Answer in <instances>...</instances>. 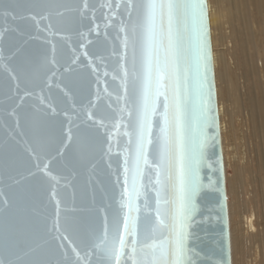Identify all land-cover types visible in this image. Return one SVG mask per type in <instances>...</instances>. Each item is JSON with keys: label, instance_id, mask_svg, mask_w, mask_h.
<instances>
[{"label": "snow or ice", "instance_id": "6c2138e0", "mask_svg": "<svg viewBox=\"0 0 264 264\" xmlns=\"http://www.w3.org/2000/svg\"><path fill=\"white\" fill-rule=\"evenodd\" d=\"M100 7L112 10L113 4ZM27 8L28 15L22 18L33 22L37 34L57 35L70 43L73 34L85 37L78 24L87 27L89 37L93 31L97 37L100 35L95 0H29ZM115 8L120 10L119 23L113 15L112 24L106 25L116 29L111 52L93 57L85 65L95 76L90 83L96 85V92L89 90L73 110L75 121L68 117L56 156L43 158L39 141L22 143L19 158L22 160L23 153H27L37 172L49 181L48 202L53 212L40 227L44 250L57 259L20 264H190L187 240L196 211L193 198L199 190L197 169L211 139L208 129L215 126L204 0H117ZM104 19L109 20V15L104 14ZM104 35L107 38L109 33L105 31ZM41 39L48 43L46 37ZM94 43L88 39L89 45ZM80 47L85 48L86 57L92 55L83 43ZM61 59L53 43L35 59L17 62L15 67L0 64L6 74V96L13 105L7 115L18 117L29 103L26 97L36 95L22 84L39 87L41 93L47 88L49 96L41 95L34 107L45 117L58 115L51 89L65 78L63 73L83 63L78 52L64 64ZM30 68L32 78L27 79ZM61 91L68 95L65 88ZM161 96L163 112L158 111ZM157 116L158 134L154 131ZM82 127L89 129L87 135L99 148L101 163L108 157L111 167L112 128L124 129L129 154L123 159V179L117 171L110 196L101 181L102 202L87 209L88 218L78 223L66 214L62 216V209L65 213L68 210L59 189L61 180L66 182L65 188L70 186V178L52 175L51 166L57 157L65 159L74 142L81 144ZM83 155L81 152V158ZM98 168L94 165L93 172ZM37 172L30 171L29 175L36 176ZM148 191L155 194L154 200ZM105 196L107 205L103 203ZM4 203L8 205L9 201ZM0 264L13 262L0 260Z\"/></svg>", "mask_w": 264, "mask_h": 264}, {"label": "water", "instance_id": "95a60500", "mask_svg": "<svg viewBox=\"0 0 264 264\" xmlns=\"http://www.w3.org/2000/svg\"><path fill=\"white\" fill-rule=\"evenodd\" d=\"M116 2L117 0H95L99 37L95 31L89 37L87 27H80L77 24L76 27L85 33V37L82 39L73 34L69 43L61 40L57 35L37 34L33 22L22 18L28 15L29 0H0V34H2L0 56L3 57L0 64L15 67L17 62H23L28 58L35 59L40 53L50 49L53 43L62 55L61 64H64L69 57H73L76 52L79 54V59L83 61L74 71L63 73L65 78L53 85L51 96L58 115L51 118L45 117L43 112L36 111L34 107L40 103L41 95L49 96V90L45 88L41 93L39 87L33 89L31 85L24 84L22 87L27 86L29 91H35L36 95L26 97L29 103L24 110L19 111L18 117L7 115L13 105L7 99V87L3 79L6 74L0 68V260L2 261L20 264V262L35 259L52 261L57 259L44 250L43 233L40 227L45 217L53 212V207L48 202L49 181L42 176L41 172H37L35 162L30 160L27 153H23L22 160L19 156L22 153L24 141L33 143L39 141L43 158L50 159L56 156L61 130L66 131L68 117L71 116L75 121L76 116L73 115V110L86 97L89 90L96 92V85L90 83L95 80V76L90 75L91 68L85 69V65H88L89 59L106 55L112 50L113 41L116 40V29L115 27L106 28V25L112 24L113 15L116 16L115 23H119L117 13L120 10L115 8ZM108 3L113 4L112 10L100 7ZM204 6L207 14V41L210 52V82L215 106V126L208 129L211 139L204 149L203 161L197 169L199 190L193 198L196 211L188 227V260L190 264H231L226 186L207 0H204ZM104 14H108L110 19L105 20ZM91 18L89 13V19ZM95 27L96 25L93 24V28ZM105 31L109 33L107 38L104 35ZM41 37H46L48 43H45ZM89 38L95 40V43L89 45ZM81 43L92 54L91 56L84 55L85 48L80 47ZM10 56L14 59L9 60ZM97 63H99L98 60ZM100 68L103 77L102 64ZM26 78H32L31 68ZM108 78H111V73ZM61 88L68 91L67 96ZM102 90L103 85H101ZM47 110L51 111L50 108ZM158 111L163 112V96L159 99ZM17 118L20 121L19 128L16 127ZM76 122L79 123V121ZM154 123L157 125L154 131L158 134L159 116ZM73 131L75 132V128ZM111 131L113 137L111 167L108 166V157L104 158L103 163L100 162L99 148L87 135L89 129L85 127H82L80 132L81 144L78 146L74 142L63 161L58 157L53 160L51 174L67 175L71 181L70 186L65 188L66 182L61 180L60 197L68 210L65 213L62 209V216L66 214L78 223L85 221L89 216L87 209L94 208L102 202L101 181L110 196L117 171L120 172L121 180L123 179V159L124 155L129 154L127 152L128 137L124 135L122 127L112 128ZM104 147L107 149V144ZM81 152L84 154L83 158H81ZM77 160L80 162L76 163ZM94 165H99L96 172H93ZM30 171L37 172L36 176H30ZM147 183L145 180V184ZM147 195L154 200V193L148 191ZM108 196L103 199L105 205L109 202ZM5 201H9V204L5 205ZM37 245L41 247L37 248ZM33 249L36 251L34 252Z\"/></svg>", "mask_w": 264, "mask_h": 264}, {"label": "rangeland", "instance_id": "374dc122", "mask_svg": "<svg viewBox=\"0 0 264 264\" xmlns=\"http://www.w3.org/2000/svg\"><path fill=\"white\" fill-rule=\"evenodd\" d=\"M212 9L215 11L216 17L210 24V38L212 48V59L216 89V100L218 108V90L216 83V74L214 67V57H217V71L222 72L223 64L228 69L233 81L237 84L238 92L240 94V107L238 113L232 117L230 121L229 115L224 116L222 125L225 126V130L221 135V146H223L225 154L222 148L223 168L226 186V199H227V213L229 224V236L231 237V226L233 222L239 220L236 216L230 218L229 203L234 202V208L238 211L242 210L243 204L247 208L245 215H254L255 229L252 231L254 237L248 235L247 239L240 243L238 248L239 253L234 254L231 248L230 238V257L231 264H242L240 258L244 259L246 264H264V153L257 155L256 149L262 145L261 136L253 129L251 118L247 109L246 97L251 90V84L253 81L249 77L244 78L245 62L242 58V49L240 44H236L231 35V25L227 20L222 17L224 9L222 5H216L215 0H210ZM208 4V0H207ZM264 21V18L258 17L255 12L250 13V24L253 30L257 33V52H256V65L260 70V75L264 74V37L260 35L259 30L256 28L257 21ZM224 23V24H223ZM212 26V30H211ZM213 31V33H212ZM223 37L224 40L219 41V38ZM248 54L253 53L251 45L248 46ZM260 78H263L260 76ZM249 82V83H247ZM223 87V84H221ZM254 96L260 99L264 94H261L258 89L254 90ZM224 106L229 108V103L226 98L223 97ZM264 116V110L261 113ZM218 120L220 122V116L218 113ZM264 147V146H263ZM237 186L232 190L231 186ZM240 227H244L241 223ZM251 232H248L250 234ZM239 235V233H238ZM256 236V238H255ZM259 240V241H258ZM238 261V262H237Z\"/></svg>", "mask_w": 264, "mask_h": 264}, {"label": "bare ground", "instance_id": "6f19581e", "mask_svg": "<svg viewBox=\"0 0 264 264\" xmlns=\"http://www.w3.org/2000/svg\"><path fill=\"white\" fill-rule=\"evenodd\" d=\"M216 5H222L224 9V13L222 17L225 19L224 23L229 21L231 25V35L236 42V44H240L242 49V58L245 62V70H244V78L249 77L253 81L251 84L252 92L249 95H245L246 97V104L247 109L251 118L253 129L257 132L258 135L261 136L262 145L256 149L257 155H261L264 153V116L261 113L264 110V96L260 99L255 98L254 90L258 89L261 94H264V74L263 76L260 75V70L256 65V50L258 48L257 45V33L253 30L252 25L250 24V13L255 12L258 17L261 19L264 18V0H215ZM208 18L210 24L214 21L216 14L215 11L212 9L211 1L208 0ZM227 18V20H226ZM223 23V24H224ZM256 28L259 30L260 35L264 37V21H257ZM212 30V26H211ZM213 33V31H212ZM224 40L223 37L219 38V41ZM251 45L253 48V53L248 54L247 48ZM264 54V51H263ZM214 57V67H215V74H216V83L220 80V83L217 85L218 90V113L220 116L219 127L221 131V135L225 130V126L222 125L224 121V116L227 114L230 117V121L232 117H234L240 107V94L238 92L237 84L233 81L232 77L228 69L225 66V62L223 64L222 72L217 71V57L216 54H213ZM263 77V78H260ZM249 83V82H247ZM223 84V87H221ZM223 97L226 98V101L229 103V108H226L223 102ZM223 148V146H222ZM223 153L225 154L224 148ZM264 168L260 167V169ZM237 189V186L232 185L231 189ZM264 196V191L262 192ZM234 202L229 203V211H230V218L236 216L239 220L233 222V226H231V248L233 253H239V246L240 243L247 239L248 235L250 237H254L252 231L255 229L254 225V215L251 214L249 216L245 215L246 207L243 204L242 210L238 211L234 208ZM264 215V210H263ZM243 223L245 228L239 225ZM248 232H251L248 234ZM239 233V235H238ZM256 238V236H255ZM264 238V236H263ZM259 241V240H258ZM242 264L244 263V259L240 258ZM238 262V261H237ZM235 264V263H234Z\"/></svg>", "mask_w": 264, "mask_h": 264}]
</instances>
